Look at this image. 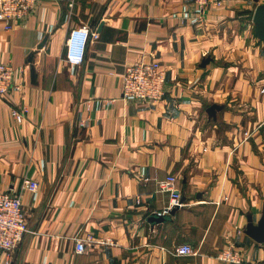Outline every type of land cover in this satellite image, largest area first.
<instances>
[{
    "label": "crops",
    "instance_id": "crops-1",
    "mask_svg": "<svg viewBox=\"0 0 264 264\" xmlns=\"http://www.w3.org/2000/svg\"><path fill=\"white\" fill-rule=\"evenodd\" d=\"M259 6L42 0L12 30L0 25V59L21 85L0 98V188L21 193L28 226L10 264H231L216 258L229 248L240 264H264V242L247 234L264 214ZM78 27L98 38L75 66L65 42ZM153 59L163 99L124 98L125 67ZM20 105L22 123L11 113ZM168 175L183 198L174 215L158 190ZM25 179L38 189L22 190ZM78 238L92 239L82 254ZM180 245L196 254L175 255Z\"/></svg>",
    "mask_w": 264,
    "mask_h": 264
},
{
    "label": "built area",
    "instance_id": "built-area-1",
    "mask_svg": "<svg viewBox=\"0 0 264 264\" xmlns=\"http://www.w3.org/2000/svg\"><path fill=\"white\" fill-rule=\"evenodd\" d=\"M42 0H0V25L10 31L14 25L26 18ZM198 9L208 6H221L222 0H191ZM193 23H196L194 20ZM98 34L86 27L73 28L69 31L65 42V60L70 65H81L87 43L90 39H97ZM22 69H19L21 73ZM17 69L10 60L0 59V98L10 92L19 93L21 85L16 80ZM166 71L156 59L139 61L125 67L122 75V96L135 99L145 104H153L163 99L165 95ZM13 118L22 123L28 108L25 105L11 108ZM177 179L168 175L159 183L158 190L168 193L170 204L164 213L174 206H180V194L176 187ZM38 182L25 179L22 190L35 191ZM161 215V214H159ZM28 232L26 212L24 210L21 193L5 191L0 188V254L4 256V264H10V257L20 245ZM91 238L76 239L75 251L78 254L85 252ZM177 256H192L196 251L190 245H180L174 250ZM216 258L225 263L240 264L243 257L239 250L229 248L218 253Z\"/></svg>",
    "mask_w": 264,
    "mask_h": 264
},
{
    "label": "water",
    "instance_id": "water-1",
    "mask_svg": "<svg viewBox=\"0 0 264 264\" xmlns=\"http://www.w3.org/2000/svg\"><path fill=\"white\" fill-rule=\"evenodd\" d=\"M253 23L255 28V34L256 36L263 41L264 43V6H259L255 9L254 15H253ZM183 198L180 199V203H182ZM179 208V206L172 207L169 211V215H174L176 210ZM165 220L164 216L161 215H152L150 217L151 222H162ZM250 223L247 227V234L255 241L262 243L264 242V214L259 221L258 225L254 226L251 223V220H249Z\"/></svg>",
    "mask_w": 264,
    "mask_h": 264
}]
</instances>
